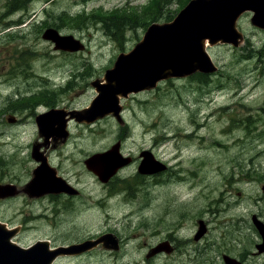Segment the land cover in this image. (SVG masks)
Returning <instances> with one entry per match:
<instances>
[{"label":"rangeland","instance_id":"rangeland-1","mask_svg":"<svg viewBox=\"0 0 264 264\" xmlns=\"http://www.w3.org/2000/svg\"><path fill=\"white\" fill-rule=\"evenodd\" d=\"M15 1L0 0V185L16 189L0 197V219L16 227L14 240L27 246L38 238L64 245L104 233L119 238L116 247L100 243L55 264H175L182 258L193 264L192 252L195 264H226L223 255L264 264L250 219L254 213L264 222V30L251 23V11L238 21V45L208 46L216 65L208 83L191 75L167 78L126 96L118 117L74 119L65 139L45 143L37 116L86 108L98 92L94 83L105 82L118 56L189 0ZM49 26L81 39L86 49L53 50L40 36ZM118 140L122 155L134 162L101 183L83 160ZM34 145L75 192L53 200L28 195L40 165L31 156ZM142 149L166 163L163 175L137 176ZM200 220L207 231L193 242ZM172 231L191 243L146 258Z\"/></svg>","mask_w":264,"mask_h":264},{"label":"water","instance_id":"water-1","mask_svg":"<svg viewBox=\"0 0 264 264\" xmlns=\"http://www.w3.org/2000/svg\"><path fill=\"white\" fill-rule=\"evenodd\" d=\"M227 2L228 0H193L179 13V16L174 22L162 25L152 24L148 28L143 41L135 46L134 50L128 54L129 56H119L114 67L108 70L106 78H108L110 82L113 79L115 84L112 85L110 83L108 88L102 91L103 94L101 93L99 97H95L91 103V107L85 110L87 113V121H92L96 117L103 116L111 111L117 116L120 108L117 105L116 93L126 95L131 91L136 92L141 89L153 87L159 79H165L169 76H185L193 73L195 70L205 73L214 71L215 66L204 49L202 41L206 38L205 36H209L211 42L221 38L224 42H231L233 45H236L240 35L235 31L233 22L236 17L235 15L243 9L249 8L254 11L252 22L264 28V0H247L245 3L239 4L237 6L238 8L234 7V9H232L234 12L230 11L226 17L224 30L212 31L209 22L205 27H200L198 24L188 22L202 13L209 14L217 5L223 10ZM189 26L191 27L188 28ZM187 29L197 32L198 34L194 37H190V33ZM42 38L54 42V49L65 51L83 49V45L80 41L75 39L72 35L63 36L51 28L43 32ZM130 59L131 61L127 62V60ZM54 115L55 112H49V114L46 113V115H42L43 117L40 116L38 118L39 130L46 136L49 134V130L52 129V122H58L61 128L65 126L63 115L52 118ZM49 118H52L50 120L51 122H45V120ZM65 134L66 133L63 132V135ZM118 147L119 143H116L106 153L100 154L101 157H99V159L106 158L110 153L114 156H118ZM35 155H37L36 152ZM141 155L145 158L138 168L141 173H154L165 168V165L154 159L150 151H142ZM129 160L130 158L122 159L116 164L110 174H100L99 171L97 173L102 180H105L116 171L117 167L126 164ZM91 162V158L86 160V165L91 166ZM40 179L41 177L37 178V176H35L31 181V193L36 191L42 194L49 190L50 186ZM252 220L263 240V242L258 245L259 251H262L264 250V224L259 221L255 215L252 216ZM0 234L4 238L3 242L1 241L0 243V260H2L0 264H49V262L62 251L61 247L49 250L48 242L40 240L29 248H21L9 241V238L14 232L6 231L1 225ZM100 241H111L110 243L112 245L115 244L110 235H103L96 242ZM155 252H157L156 248L152 249L150 254H154ZM6 256H10V259H6ZM227 262L236 264L233 263L232 259H228Z\"/></svg>","mask_w":264,"mask_h":264},{"label":"flooded vegetation","instance_id":"flooded-vegetation-1","mask_svg":"<svg viewBox=\"0 0 264 264\" xmlns=\"http://www.w3.org/2000/svg\"><path fill=\"white\" fill-rule=\"evenodd\" d=\"M134 162V161H133ZM161 176V175H160ZM54 199V198H53ZM193 242H194V238H193ZM159 245L163 248L164 246H166L167 249L170 250V252L172 253H178L180 248L183 247V244H190L191 241H188L187 238L182 239L179 238L177 234H175L173 231L166 237H162L160 238V240L158 241ZM157 243V244H158ZM213 244V243H211ZM184 247L188 248L187 245H185ZM169 252V253H170ZM211 252V251H210ZM210 252L206 255L210 257ZM192 263L195 264V259H196V253L192 252ZM212 262V257L210 259V263ZM163 264V263H162ZM175 264H189L188 263V259L182 258L179 262L175 263Z\"/></svg>","mask_w":264,"mask_h":264},{"label":"trees","instance_id":"trees-1","mask_svg":"<svg viewBox=\"0 0 264 264\" xmlns=\"http://www.w3.org/2000/svg\"><path fill=\"white\" fill-rule=\"evenodd\" d=\"M13 3H16V2H13ZM104 21H108V19H104ZM103 21V22H104ZM117 33V32H116ZM126 45L125 44H122L121 45V47H125ZM260 50H264V46H263V48H261ZM257 52H259V50L257 51ZM256 52V53H257ZM194 78V77H193ZM206 78H207V76H205V74H202V73H197L196 74V78H194V79H196V80H198V81H200V82H198V83H200V84H206V83H208V81L206 80ZM208 79V78H207ZM209 80V79H208Z\"/></svg>","mask_w":264,"mask_h":264},{"label":"bare ground","instance_id":"bare-ground-1","mask_svg":"<svg viewBox=\"0 0 264 264\" xmlns=\"http://www.w3.org/2000/svg\"><path fill=\"white\" fill-rule=\"evenodd\" d=\"M206 44H207V43H206ZM117 98L119 99V98H120V96H119V95H117ZM180 175H181V174H180ZM180 175H179V176H180ZM46 192H47V191H46Z\"/></svg>","mask_w":264,"mask_h":264}]
</instances>
